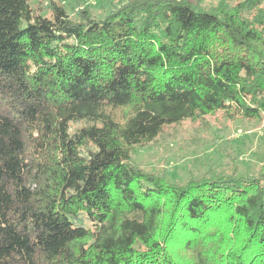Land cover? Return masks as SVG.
<instances>
[{
    "label": "trees",
    "instance_id": "obj_1",
    "mask_svg": "<svg viewBox=\"0 0 264 264\" xmlns=\"http://www.w3.org/2000/svg\"><path fill=\"white\" fill-rule=\"evenodd\" d=\"M32 1L0 0V264H264V171L133 162L186 120L264 118V0Z\"/></svg>",
    "mask_w": 264,
    "mask_h": 264
},
{
    "label": "rangeland",
    "instance_id": "obj_2",
    "mask_svg": "<svg viewBox=\"0 0 264 264\" xmlns=\"http://www.w3.org/2000/svg\"><path fill=\"white\" fill-rule=\"evenodd\" d=\"M71 15L88 7L92 15H104L102 4L108 0H57ZM115 3L126 0H110ZM203 8L244 0H188ZM39 0L32 1L38 9ZM42 3H40V6ZM43 10L48 7L42 5ZM133 162L142 169L185 184L191 179L215 175L257 176L264 171V118L261 121L235 119L224 112L186 120L165 128L153 142L137 146Z\"/></svg>",
    "mask_w": 264,
    "mask_h": 264
}]
</instances>
